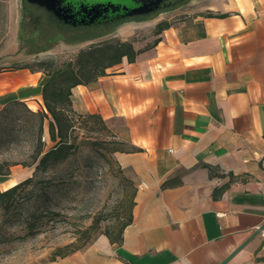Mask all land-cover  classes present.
<instances>
[{"label":"crops","instance_id":"1","mask_svg":"<svg viewBox=\"0 0 264 264\" xmlns=\"http://www.w3.org/2000/svg\"><path fill=\"white\" fill-rule=\"evenodd\" d=\"M100 38L130 43L134 60L73 86L70 107L124 147L113 158L132 174L131 220L118 243L100 235L49 264H218L264 223V0H189ZM47 80L0 71V112L41 111ZM33 170L11 166L0 191ZM227 264H264V241Z\"/></svg>","mask_w":264,"mask_h":264},{"label":"rangeland","instance_id":"2","mask_svg":"<svg viewBox=\"0 0 264 264\" xmlns=\"http://www.w3.org/2000/svg\"><path fill=\"white\" fill-rule=\"evenodd\" d=\"M88 1L133 5L132 0ZM19 3L0 0V71L29 66L51 73L104 41L20 40ZM66 114L70 125L66 140L72 145L67 159L37 172L30 185L0 201V264H49L60 254L82 250L106 231L115 236L131 211L132 174L113 158V152L124 147L97 118ZM57 141L49 139L48 119L40 112L22 103L7 106L0 112L1 172L14 165L26 167L39 143L46 151ZM28 223L34 234L28 232Z\"/></svg>","mask_w":264,"mask_h":264},{"label":"trees","instance_id":"3","mask_svg":"<svg viewBox=\"0 0 264 264\" xmlns=\"http://www.w3.org/2000/svg\"><path fill=\"white\" fill-rule=\"evenodd\" d=\"M187 1L189 0H184L177 5ZM177 5L156 11L155 13L173 8ZM155 13L121 18L112 24L107 31L103 32L96 30L90 32L88 35L80 37L82 39L78 41L82 42L104 36L112 32L114 28L120 24L132 21H144ZM135 55L136 52L133 50L130 43L119 42L117 40H107L93 45L86 50L80 51L75 61L69 62L66 68L46 73L48 80L42 86V109L38 112H40L44 118L48 119L49 139L51 141H56L58 139V141L52 148L46 151L43 150L42 144L39 143L32 157V163L23 165L26 167L32 165L34 166L32 176L4 191H0V201L14 195L17 190L30 185L37 172H44L48 170L50 167L63 162L70 155L72 145L66 140L67 131L70 128L66 112L74 114L70 107V89L78 84H88L95 81L99 76H103L105 74V70L107 68L118 64L124 56L129 62H132ZM85 116L95 117L102 124H104L98 115L88 114ZM7 174L8 171L3 173L0 170V175ZM130 220L131 214L129 213L128 217L121 224L115 236H112L107 231L103 235H105L110 242L118 243L121 239L122 230L129 224ZM32 228V225L28 223L27 229L30 234H34ZM86 245L87 243H85L81 248ZM72 252H75V250ZM69 254H71V252L67 254H60V257H64ZM52 261H54V259H52Z\"/></svg>","mask_w":264,"mask_h":264},{"label":"flooded vegetation","instance_id":"4","mask_svg":"<svg viewBox=\"0 0 264 264\" xmlns=\"http://www.w3.org/2000/svg\"><path fill=\"white\" fill-rule=\"evenodd\" d=\"M33 1L20 0L19 3L18 35L23 41H78L90 32L109 28L121 18L128 17L123 16L121 5H112V11L110 7L104 10L111 4H96L98 8L91 10L94 5L88 0H39L49 6L52 4L50 10L36 2L38 0ZM117 8L119 10H115Z\"/></svg>","mask_w":264,"mask_h":264},{"label":"water","instance_id":"5","mask_svg":"<svg viewBox=\"0 0 264 264\" xmlns=\"http://www.w3.org/2000/svg\"><path fill=\"white\" fill-rule=\"evenodd\" d=\"M34 2L33 0H30ZM135 5L132 8H127L125 5L122 6V10L124 11L123 16H137V15H148L155 13L156 11L177 5L184 0H132ZM39 2L41 5H46L48 9L52 10V4L49 6L45 2ZM54 5V4H53ZM99 5H94L91 7V10H95ZM110 7L112 11H114L112 5H107L104 10ZM119 10V8L115 9ZM57 13V12H56ZM264 229V223L261 224L244 242H242L238 247H236L231 253H229L223 260H221L218 264H227L241 249H243L253 238L259 235V232Z\"/></svg>","mask_w":264,"mask_h":264},{"label":"built area","instance_id":"6","mask_svg":"<svg viewBox=\"0 0 264 264\" xmlns=\"http://www.w3.org/2000/svg\"><path fill=\"white\" fill-rule=\"evenodd\" d=\"M259 237L264 241V229L259 232Z\"/></svg>","mask_w":264,"mask_h":264},{"label":"bare ground","instance_id":"7","mask_svg":"<svg viewBox=\"0 0 264 264\" xmlns=\"http://www.w3.org/2000/svg\"><path fill=\"white\" fill-rule=\"evenodd\" d=\"M1 179H2V178H1ZM16 180H17V179H16ZM2 181H3V180H2ZM6 181H7V180H6ZM13 181H14V180H12L11 182H13ZM0 182H1V181H0ZM11 182H9V184H10ZM3 184H5V183H3ZM3 184H2V185H3ZM6 184H8V182H6ZM6 184H5V185H6ZM9 184H8V185H9ZM5 185H4V186H5ZM9 186H10V185H9Z\"/></svg>","mask_w":264,"mask_h":264}]
</instances>
